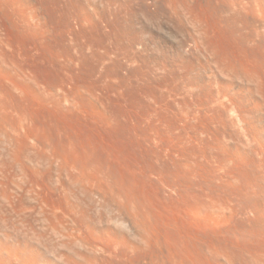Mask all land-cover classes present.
Instances as JSON below:
<instances>
[{
    "label": "bare ground",
    "instance_id": "6f19581e",
    "mask_svg": "<svg viewBox=\"0 0 264 264\" xmlns=\"http://www.w3.org/2000/svg\"><path fill=\"white\" fill-rule=\"evenodd\" d=\"M32 97L69 135L149 137L154 195L49 137ZM191 137H249L264 179V0H0V264H264V181L207 187Z\"/></svg>",
    "mask_w": 264,
    "mask_h": 264
},
{
    "label": "rangeland",
    "instance_id": "374dc122",
    "mask_svg": "<svg viewBox=\"0 0 264 264\" xmlns=\"http://www.w3.org/2000/svg\"><path fill=\"white\" fill-rule=\"evenodd\" d=\"M29 107L31 108L32 111H37L35 112L36 114L39 112L40 114H42L44 120L47 122L46 123V128H47V133H49L48 135H50L49 137H51L52 133L54 137H58L59 141H64L65 143L67 142V144L69 143L71 145V147L73 148L74 152L77 154V156H79L81 159H86L88 161H90V163L92 162V165L91 164H88V165H91L93 166V164H99L103 167H105V169L108 167H110L111 171L113 170L112 168H115L112 172H115L116 174H119V176H124L125 177L124 179H126L127 181H131V180H134L133 182L134 183H137L138 185L134 184L133 185L140 189H136L138 192H141L142 194H145L144 196H148L152 191H154V189L151 187L150 189L152 190H148L149 187H146L145 188L143 187L142 188V185L139 186V182L140 180H142V182L144 181V179H142V175L141 174V171H143L142 173H144V170H146L145 168H147L146 172L148 174H151V170H152V166L149 167L148 164L150 163H147L146 160H149V158L152 159V155L154 157V153L153 150H150L152 148H149L151 145L153 144H148V146H146L147 144V140L149 137H135L133 135H130V134H125L124 132V135L123 134H115L114 135H108L107 133L105 134V132L103 131V129L100 130V127L94 123H90V122H83V121H79V119L75 121H73L72 123V129H71V132L73 133H70L71 135H69L67 132H64L61 127V122H60V119H59V112L57 110H53L51 112V114L45 110H43L38 102L36 101L35 97H32L30 100H29ZM44 112V113H43ZM47 113V114H45ZM50 114V115H49ZM75 122V123H74ZM82 122V123H81ZM48 124V125H47ZM88 124V125H87ZM52 128V129H51ZM77 128L78 129V132H77ZM54 129V130H53ZM51 130V131H50ZM75 130V132H74ZM49 131V132H48ZM62 132V133H61ZM64 132V133H63ZM81 132V133H80ZM101 132V133H100ZM67 133V135H66ZM57 134V135H56ZM61 134V135H60ZM74 134H75V137H74ZM65 135V136H64ZM73 135V137H71ZM122 135V136H121ZM130 135V136H129ZM52 136V137H53ZM61 136V137H60ZM77 136V137H76ZM72 139H71V138ZM160 138V137H159ZM165 138V140L163 139ZM161 137V140L163 139L164 141V144L167 142V144L169 143V141H172V137H169V136H166V137ZM174 138H177V137H174ZM192 138V137H191ZM194 138V142L192 141L191 145L188 144L187 145V152L188 153H191L192 155L196 153V151L200 152V146L203 145V147L205 148V155H207V157L205 156V165H204V175H205V179H204V182H206V186L210 188L211 187H222V189L226 190L225 187H226V183H227V187L226 188H235L236 186L239 187V188H242L244 189L246 192L249 190L250 187H252V184H254L256 181L255 180H259V181H264V179L262 178H259L258 176H256L254 174V170L251 169L253 168L252 167V153L250 154V145H249V137H230V138H227V137H193ZM192 138V139H193ZM241 138V139H240ZM225 139H231V140H225ZM239 139V140H238ZM72 140V141H71ZM167 140V141H166ZM169 140V141H168ZM224 140V142H223ZM234 140V141H233ZM236 140V141H235ZM246 140V141H245ZM144 141V142H143ZM217 141H220V142H217ZM228 141V142H227ZM238 141V142H237ZM73 142V143H72ZM202 142V143H201ZM216 142V143H215ZM245 142V143H244ZM75 143V144H74ZM78 143V144H77ZM146 143V144H145ZM226 143V144H225ZM232 143V144H231ZM247 143V144H246ZM68 144V145H69ZM80 144V145H79ZM143 144V145H142ZM242 144V145H241ZM246 144V145H245ZM69 145V146H70ZM76 145V146H75ZM79 145V146H77ZM218 145V146H216ZM228 145V146H227ZM239 145V146H238ZM74 146V147H73ZM191 146V147H190ZM211 146H216L215 149L214 147H211ZM246 146V147H245ZM78 147V149L76 148ZM151 147H154L151 146ZM198 147V148H197ZM202 147V146H201ZM223 147V148H222ZM227 148L226 150H228V152L232 153L230 155V153L228 154L227 151L224 153V148ZM245 147V149H244ZM249 147V148H248ZM76 150H75V149ZM208 148V149H207ZM236 148V149H235ZM2 148H0L1 150ZM146 149V150H144ZM197 149V150H196ZM199 149V150H198ZM231 149V150H230ZM240 149V150H239ZM243 149V150H242ZM3 150V149H2ZM152 152H150V151ZM196 150V151H195ZM223 153H221V151ZM234 150V151H233ZM238 152H237V151ZM36 150H32V152H35ZM95 152V154L93 152ZM100 151V152H99ZM107 151V152H106ZM154 151H155V147H154ZM80 152V153H79ZM236 152V154L234 153ZM240 152H242L240 154ZM31 153V152H30ZM90 153V154H89ZM92 153V156H90ZM97 153V154H96ZM109 153V155H108ZM153 153V154H152ZM235 155H234V154ZM34 154V153H32ZM81 154V156H80ZM94 154V155H93ZM151 156V157H149ZM217 154V156H215ZM99 155V156H98ZM147 155L149 158L146 159L147 157L145 156ZM249 155V156H248ZM97 156V157H95ZM116 158L114 159L113 158ZM145 156V157H144ZM224 156V157H223ZM233 156V157H232ZM238 156V158H237ZM243 157L242 159L239 157ZM216 157V158H215ZM223 157V158H222ZM231 157V159L229 158ZM247 157V158H246ZM222 158V159H221ZM229 158V159H228ZM250 158V159H249ZM119 159V161H118ZM143 159V160H142ZM145 159V160H144ZM210 159V160H209ZM217 159V160H216ZM239 159V160H237ZM245 159V160H244ZM101 160V161H99ZM112 160V161H111ZM116 160V161H114ZM153 160V159H152ZM251 162H250V161ZM95 161V162H94ZM99 161V162H97ZM238 161V162H237ZM241 161V162H240ZM245 161V162H244ZM249 161V162H248ZM101 162V163H100ZM111 162V163H110ZM113 162V163H112ZM119 162V164H118ZM149 162H151L149 160ZM247 162V164H246ZM115 163V164H114ZM122 163V164H121ZM144 164V165H139V164ZM146 163V164H145ZM216 163V164H215ZM239 163V164H238ZM245 163V164H243ZM230 164V165H229ZM108 165V166H107ZM121 165V166H120ZM124 165V166H123ZM148 165V167H147ZM245 165V166H244ZM248 165V166H247ZM113 166V167H112ZM141 166V167H140ZM216 166V167H215ZM236 166V167H235ZM238 166V168H237ZM243 166V167H241ZM48 169L50 170L49 166L47 165ZM144 167V170L143 168ZM246 167V168H245ZM248 167V168H247ZM117 168V169H116ZM120 168V170L118 171V169ZM124 168V169H123ZM241 168V169H240ZM142 169V170H140ZM231 169V170H229ZM235 169V170H234ZM238 169V170H237ZM138 170V171H136ZM210 170V171H209ZM216 170V172H215ZM240 170H242L240 172ZM121 171V172H120ZM126 171V172H125ZM134 174H133V172ZM140 171V173H139ZM208 171V172H207ZM218 171V172H217ZM224 171V172H223ZM235 171V173H234ZM67 172V171H66ZM65 172V173H66ZM119 172V173H118ZM138 172V173H137ZM223 172V174H222ZM227 172V173H226ZM239 172V173H238ZM64 175H59L60 177V180L62 181H59V179H57L59 181V184L61 186H66L67 188H71L72 190H75L73 191V198L76 199V201H78V203H80L82 206H85L89 209H91V212L94 214V215H97L99 213V210L97 208L94 209L95 206L91 205L93 202L91 201V199L87 196H85L83 193L79 192L80 190H76L77 186H74L73 184H75L72 180H71V177L70 175H72V173L69 171L67 172V174ZM71 173V174H70ZM123 173V174H122ZM212 173V174H211ZM216 173V174H215ZM226 173V174H225ZM231 173V175H230ZM233 173V174H232ZM246 173V174H245ZM251 173V174H250ZM121 174V175H120ZM215 174V175H214ZM220 174L221 176L218 177L217 175ZM240 174V175H239ZM68 175V177H67ZM135 175V176H133ZM140 175V176H139ZM235 175V176H234ZM237 175V176H236ZM62 176V177H61ZM66 176V177H64ZM128 176V177H127ZM139 176V177H138ZM217 176V177H216ZM232 176V177H231ZM58 177V178H59ZM131 177V178H130ZM249 177V178H248ZM255 177V178H254ZM65 178V179H64ZM140 178V179H139ZM208 178V179H207ZM233 178V179H232ZM237 178V179H236ZM245 178V179H244ZM247 178V179H246ZM70 179V180H68ZM130 179V180H129ZM139 179V181H138ZM224 179V180H223ZM229 179V180H228ZM241 179V180H239ZM255 179V180H253ZM56 180V179H55ZM67 180V182H66ZM137 180V181H136ZM238 180V181H237ZM245 180V181H244ZM225 181V182H224ZM229 183H228V182ZM258 181V182H259ZM261 181V182H262ZM61 182V183H60ZM232 182V183H231ZM236 182V184H235ZM242 182V183H241ZM254 182V183H253ZM260 182V183H261ZM70 185H69V184ZM141 183V182H140ZM216 183V184H215ZM223 183V184H222ZM240 183V184H238ZM252 183V184H251ZM257 183V182H256ZM255 183V184H256ZM259 183V184H260ZM222 184V185H221ZM230 184V185H229ZM232 184V185H231ZM235 184V185H234ZM264 187V183L262 182L261 183ZM260 184V185H261ZM74 187H73V186ZM217 185V186H215ZM234 185V186H233ZM239 185V186H238ZM250 185V186H249ZM69 186V187H68ZM225 186V187H224ZM229 186V187H228ZM232 186V187H231ZM254 186V185H253ZM140 187V188H139ZM249 187V188H248ZM255 187V186H254ZM148 188V189H147ZM253 188V187H252ZM251 188V190H249L251 192L252 195H250V193L248 192V194L250 196H253V189ZM142 189V190H141ZM147 189V190H146ZM144 190V191H143ZM77 191V192H76ZM147 191L146 193H143V192ZM149 191V192H148ZM75 192V193H74ZM139 193V194H141ZM153 193V192H152ZM150 194V195H154V194ZM141 194V195H142ZM150 195L148 197H150ZM235 195V196H234ZM248 195V196H249ZM230 196V195H229ZM236 197L235 199H237V196H242V195H238V194H233L231 195V197ZM247 196V197H248ZM229 197V198H231ZM246 197V198H247ZM154 198V196H153ZM242 198V197H241ZM245 195H244V198L245 199ZM90 201H88V200ZM234 199V200H235ZM242 199V200H243ZM249 199H251L249 197ZM248 199V200H249ZM83 200V201H82ZM85 200V202H84ZM233 200V202H234ZM238 200V199H237ZM236 201V200H235ZM87 205H86V204ZM95 210V211H94ZM96 212V213H95Z\"/></svg>",
    "mask_w": 264,
    "mask_h": 264
}]
</instances>
